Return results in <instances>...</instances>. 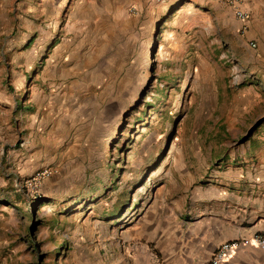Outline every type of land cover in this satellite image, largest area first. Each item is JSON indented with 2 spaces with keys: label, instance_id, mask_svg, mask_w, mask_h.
I'll return each instance as SVG.
<instances>
[{
  "label": "rangeland",
  "instance_id": "374dc122",
  "mask_svg": "<svg viewBox=\"0 0 264 264\" xmlns=\"http://www.w3.org/2000/svg\"><path fill=\"white\" fill-rule=\"evenodd\" d=\"M149 4L0 0V63L25 70L20 97L39 90V130L0 148V264H117L115 243L194 175L195 148L213 147L207 175L264 164V0H242L245 26Z\"/></svg>",
  "mask_w": 264,
  "mask_h": 264
},
{
  "label": "crops",
  "instance_id": "0c3cea01",
  "mask_svg": "<svg viewBox=\"0 0 264 264\" xmlns=\"http://www.w3.org/2000/svg\"><path fill=\"white\" fill-rule=\"evenodd\" d=\"M110 1L115 10L121 8L128 12L131 8L141 10L151 2ZM178 2L233 14L231 9L212 0H166L161 5L171 8ZM247 23L240 22L241 26ZM15 69L12 71L0 63V148L4 146V139L14 133L30 128L39 130V90L35 89L37 93L31 98L20 97L25 70ZM226 132L228 129L216 130L214 134L223 137ZM204 151L200 157L195 148L199 159L195 173H189L186 183L179 187L180 194L170 205L164 203L163 207L145 211L132 231L115 243L117 264H211L221 243L250 239L255 234L264 237V164L226 165L224 171L211 170L213 174L207 175L214 168L215 154L211 145ZM204 176L206 179H201ZM221 264H264V250L242 247Z\"/></svg>",
  "mask_w": 264,
  "mask_h": 264
},
{
  "label": "built area",
  "instance_id": "2783aa9c",
  "mask_svg": "<svg viewBox=\"0 0 264 264\" xmlns=\"http://www.w3.org/2000/svg\"><path fill=\"white\" fill-rule=\"evenodd\" d=\"M159 3H164L166 0H156ZM215 3L227 7L233 11L235 17L242 23H246L249 20V14L242 7V0H212ZM131 13L135 12L134 8L129 10ZM245 26V25H244ZM255 47V44H252ZM231 84L237 86L239 84L238 73H234L231 76ZM34 181L39 180V173L33 178ZM253 246L264 250V237L260 234H255L250 239H236L232 241H226L221 243L211 260V264H221L225 259H227L233 252L241 249L242 247Z\"/></svg>",
  "mask_w": 264,
  "mask_h": 264
}]
</instances>
